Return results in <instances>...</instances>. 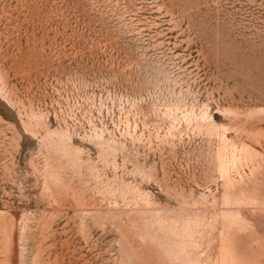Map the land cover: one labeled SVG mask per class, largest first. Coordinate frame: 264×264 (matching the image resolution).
<instances>
[{"label":"rangeland","instance_id":"obj_1","mask_svg":"<svg viewBox=\"0 0 264 264\" xmlns=\"http://www.w3.org/2000/svg\"><path fill=\"white\" fill-rule=\"evenodd\" d=\"M0 264H264V0H0Z\"/></svg>","mask_w":264,"mask_h":264}]
</instances>
